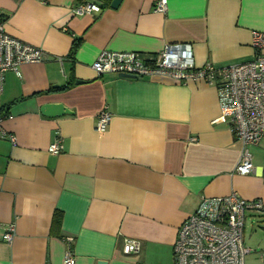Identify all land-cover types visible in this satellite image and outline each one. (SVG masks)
Listing matches in <instances>:
<instances>
[{"label":"crops","instance_id":"crops-1","mask_svg":"<svg viewBox=\"0 0 264 264\" xmlns=\"http://www.w3.org/2000/svg\"><path fill=\"white\" fill-rule=\"evenodd\" d=\"M112 1L0 0L8 34L45 52L44 61L22 64L20 76L7 72L0 96L2 127L15 137H0V264H65V237L74 239L75 264H174L178 228L202 197L235 192L264 201V161L253 158L252 173H236L254 144L216 121L214 84L100 75L92 67L104 50L151 57L174 43L191 45L198 68L252 60L264 0H167L164 13L155 11L158 0H121L117 8ZM82 2L102 11L76 15ZM46 103L73 113L46 117ZM105 108L111 120L98 131ZM59 136L64 150L52 154ZM247 215L259 227L247 234L246 217L245 264H264V213ZM127 239L138 242L137 252L123 253Z\"/></svg>","mask_w":264,"mask_h":264},{"label":"built area","instance_id":"built-area-1","mask_svg":"<svg viewBox=\"0 0 264 264\" xmlns=\"http://www.w3.org/2000/svg\"><path fill=\"white\" fill-rule=\"evenodd\" d=\"M167 0H158L155 11L164 13ZM102 7L93 2H82L73 12L76 15L99 13ZM0 17V96L5 76L9 71L20 76V66L42 62L45 52L17 39L5 30ZM254 58L249 61L216 68L213 64L196 67L189 43L168 44L158 54L144 57L132 51H102L92 64L100 75L125 74L134 77L163 75L181 81L203 80L214 84L218 90L220 115L216 121H228L233 135L244 144L258 145L264 137V33L254 32L252 39ZM4 115L0 114V137L15 142V137L2 127ZM111 113L105 108L96 124L98 131L105 130ZM64 150L63 138L58 137L49 147L52 154ZM236 173L248 175L254 171L253 157L244 149L235 168ZM264 213V201L246 200L233 192L227 196L202 197L196 210L189 215L177 231L173 244L174 264H245L250 248L244 242L246 217L249 212ZM14 224L8 225L2 238L11 242ZM68 244L65 264H75L71 249L73 237H65ZM139 250L138 242L127 239L124 254Z\"/></svg>","mask_w":264,"mask_h":264},{"label":"water","instance_id":"water-1","mask_svg":"<svg viewBox=\"0 0 264 264\" xmlns=\"http://www.w3.org/2000/svg\"><path fill=\"white\" fill-rule=\"evenodd\" d=\"M120 3H121V0H113L111 2V7L117 8L120 5ZM121 75L127 76V77H134V76L125 75V74H121ZM76 82L77 83H83L84 81L77 80ZM41 113L46 117L55 118V117L62 116L65 114H72L73 111H71L69 108H67L62 103H46V104L42 105Z\"/></svg>","mask_w":264,"mask_h":264},{"label":"rangeland","instance_id":"rangeland-1","mask_svg":"<svg viewBox=\"0 0 264 264\" xmlns=\"http://www.w3.org/2000/svg\"><path fill=\"white\" fill-rule=\"evenodd\" d=\"M250 153L253 156L254 160H262L264 161V138L262 139V141L258 144V145H253L251 147H249ZM251 219L249 218V216L247 215V223H246V233L248 234L252 229L258 228L259 227V222H255V225H251L250 223Z\"/></svg>","mask_w":264,"mask_h":264},{"label":"trees","instance_id":"trees-1","mask_svg":"<svg viewBox=\"0 0 264 264\" xmlns=\"http://www.w3.org/2000/svg\"><path fill=\"white\" fill-rule=\"evenodd\" d=\"M107 3L109 4L111 0H106ZM80 44V41H75L72 45V48L70 50V57L73 58L78 46ZM70 87V83L66 84V85H62V86H53L50 89H48V91H46V93L49 92H63L65 90H67ZM61 223V214L60 213H56L54 219H53V225H60Z\"/></svg>","mask_w":264,"mask_h":264}]
</instances>
